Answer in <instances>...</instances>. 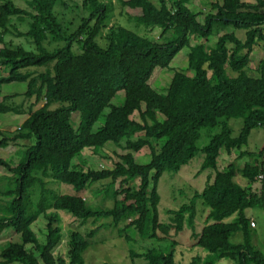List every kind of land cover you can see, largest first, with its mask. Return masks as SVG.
<instances>
[{"label": "trees", "instance_id": "1", "mask_svg": "<svg viewBox=\"0 0 264 264\" xmlns=\"http://www.w3.org/2000/svg\"><path fill=\"white\" fill-rule=\"evenodd\" d=\"M58 2L68 5L65 0H30L27 10L12 0L0 3V41L12 33L11 27L16 28L14 17L29 19V30H17L16 35L30 36L37 49L32 52L21 45L0 48V88L15 81L27 83L21 102L17 101L19 93L0 96V124L2 114L28 115L13 136H6L0 128L1 147L11 141H26L17 164L0 156V167L12 173L0 177V181H7L0 189L5 197L0 200V235L14 228L20 239L0 245V264H87L84 252L90 246L88 238L94 237L101 226L86 236L71 231L69 260L62 255L56 257L54 250L63 238L59 210L83 221L110 217L115 227L129 221L118 228L119 235L129 241L132 237L127 230L131 227L141 237L159 242L173 240L188 227L195 245L211 254L206 261L196 256L189 264H215L223 259H231L234 264H264V254L253 240L256 224L247 214L250 208L264 213V144L257 152L241 150L254 129H264V58L258 64V76L249 73L254 46L263 42L264 47V0L216 1L204 22L187 0H173L170 5L167 0L158 4L153 0H83L81 6L88 13L73 30L68 27L71 23L61 22L55 15ZM116 4L140 9V15L129 19L138 25L159 27V39L113 24ZM230 27L246 30L245 39L229 31ZM168 33L171 37L162 41ZM213 34L218 35L215 47H207L204 42L191 45L192 36L208 41ZM99 37L107 41L105 47L98 43ZM49 38L51 42L65 41L66 45L48 50L44 42ZM186 46L190 48L188 67L194 76L176 71L167 92L159 93L151 85L155 69L169 67ZM73 47L80 52H74ZM44 66L48 67L42 72L31 69ZM228 69L234 75L228 74ZM119 91L125 92V100L122 105H114L111 102ZM106 108L109 112L104 123L95 129ZM136 112L138 119L133 117ZM74 113L78 114L73 117ZM232 118L243 120L237 136L232 135L229 125ZM217 126L220 132L200 147L202 128ZM123 141L128 152L119 154L112 168L87 165L83 156L86 148L101 156L98 150L107 142L124 148ZM144 147L151 149V160L139 164L134 154ZM221 150L228 154L241 150L238 157L249 160L242 167L233 162L220 170ZM200 152L204 154L200 171L209 169L212 173L206 186L196 191L189 203L170 210L171 222H161V176L165 171H180ZM238 175L247 179L249 186L237 182ZM137 179L138 185H128ZM52 180L71 185L78 193L93 182L107 180L104 191L107 196L111 194L113 207L90 208L88 199L79 194H57L48 187ZM258 181L261 188L254 191L252 185ZM36 187L39 198L32 202L31 192ZM198 200L210 207L200 230L196 229ZM41 215L48 221L45 243L33 229ZM237 232L242 233L243 241L234 243L231 237ZM29 244L31 249L27 248ZM136 257L145 258L147 264H179L174 250L131 251V258Z\"/></svg>", "mask_w": 264, "mask_h": 264}, {"label": "rangeland", "instance_id": "2", "mask_svg": "<svg viewBox=\"0 0 264 264\" xmlns=\"http://www.w3.org/2000/svg\"><path fill=\"white\" fill-rule=\"evenodd\" d=\"M14 3L22 7L24 9L29 10L28 2L30 0H12ZM68 5L63 6L62 3L58 2L54 7V13L58 17L61 22L71 23L68 27L73 30L79 26L82 21V16L87 15V11L82 8L83 0H65ZM173 0H167V3L170 5ZM187 5L193 12L199 13V20L204 22L205 16L207 13L213 10L212 3L216 1L222 2V0H187ZM245 3H254L255 0H243ZM155 3H159V0H153ZM1 3V0H0ZM81 6V7H80ZM141 14V10L132 9L130 7L121 8L116 4L114 10V16L112 19L113 24H120L124 27L140 34L143 36H147L150 39L158 40L161 34V29L159 27H147L145 25H138L135 20L129 19L128 16H137ZM13 24L16 28L11 27L12 33L8 32L3 36V42L0 41V48L4 46L12 47V46H23L26 50L37 52L36 46L32 40V38L28 35H16L17 30L23 33L29 30V19L28 20H20L17 17L13 18ZM229 31H235L236 35L244 40L246 37V30L244 29H235L233 27L228 28ZM2 29L0 28V32ZM226 31H222L224 33ZM171 37V33L165 35V38L162 41H166ZM218 35L213 34L210 36L209 40L206 41L200 37H191V45H195L197 43H205L207 47H215ZM98 43L105 47L107 41L105 39H101L100 37L97 39ZM66 45L65 41L51 42L50 38L44 42V47L48 50H54L59 47H63ZM231 46V45H229ZM190 48L188 46L184 47L172 60L171 64L167 68L158 67L155 69L152 79L151 85L152 87L158 91L159 93H166L169 83L176 71H181L187 73L189 76H194V71L189 69L188 67V54ZM73 51L78 53L80 49L73 47ZM264 58V47L263 42H258L254 46V50L252 52V60L249 64V73L253 76H258L257 67L259 62ZM48 66L44 67H36L31 68L32 70H37L38 72L44 71ZM228 74L234 75L229 69L227 70ZM4 74L5 71H3ZM209 76H211V72H209ZM27 90L26 82H11L5 83L0 88V96L11 95L15 93H19L20 95L17 98L18 102L23 100V93ZM125 100V92L119 91L117 95L113 98L112 104L114 105H122ZM109 112V108H106L99 118L98 122L95 124V129L100 127L104 121L105 116ZM78 114V113H77ZM73 114V117L75 115ZM27 114H14V113H6L1 115V124L0 128L4 130L6 136H13L18 132L21 127L24 119L27 118ZM80 116V114H79ZM135 119L139 118L138 112L133 116ZM76 120V118H74ZM80 121V117H79ZM78 121V123H79ZM77 123V124H78ZM242 119L232 118L229 120V125L232 128V135H239L242 128ZM220 132V127H204L201 130V137L198 140V145L200 147L205 146L209 141L212 135ZM26 141L17 140L16 142L11 141L8 146L1 147L0 146V156L6 158L17 164L22 157V147L25 146ZM264 144V129L256 128L254 129L249 137L247 145H244L241 150H248L252 152L259 151ZM126 142H122V146L115 145L113 142H107L103 148H100L98 151L102 152V155H98L93 152V149H85L84 150V158L87 161V165H91L94 168H112L114 166L115 161H118L119 154H125L128 152L125 149ZM241 150H235V158L234 162L239 166H243L246 161L249 160L247 157L239 158L238 155ZM225 150H223V156L225 157ZM136 161L139 164L149 163L151 160V149L149 147H144L139 152L135 153ZM227 156V155H226ZM228 158V157H226ZM230 160L232 157H229ZM204 161V154L198 153L188 164L184 165L180 171L172 172L165 171L161 176L158 182V191L161 196V201L158 205V214L159 219L163 223L171 222L173 216L170 213V210L179 209L183 204L189 203L192 200V197L196 191H202L207 184L208 173L211 170L200 171L202 163ZM77 162V160H76ZM3 176H12V173L7 170L5 167H0V177ZM236 181L241 183L242 185H248L247 179L242 176H237ZM107 180H100L97 182H93L92 186L87 188L84 191L77 192L71 185H67L64 183L51 181L49 182L48 187L51 188L57 194H80L83 197L87 198L88 206L90 208L95 209H109L113 207L114 201L109 198L111 194L107 196L106 191L104 189L107 185ZM259 182V186H261L262 182ZM7 181L5 179H1L0 181V189H4ZM139 184V180L129 182L128 185L136 186ZM120 181L116 184V187H119ZM102 190V191H99ZM39 198V190L36 187L31 192V200L32 202H36ZM0 200H5V197L0 195ZM197 204V217H196V229L200 230L205 224H202V213L207 214L210 212V207L205 205L202 200H198ZM256 212V211H254ZM58 213L61 216V225L63 228V238L60 244L55 248L54 255L57 257L59 255L64 256L67 260L68 258V240L69 234L71 231H79L81 234L86 236L89 231L92 229L101 226L100 231L92 238H88L90 242V246L84 252V259L87 264H147V260L143 257H136L134 259L131 258V251H134L138 254L145 252L148 249H160L165 252H171L174 250L175 260L179 264H189L192 258L196 256H200L203 261L208 260L211 257V254L208 253L204 248L195 245V240L192 238V230L188 227H185L183 231L179 234L175 235L173 240L176 241V244L173 245V240H167L163 242H159L153 238L146 237L143 238L139 235L137 229L135 227H131L127 230V233L132 237V240H127L124 237H121L118 233L119 227H124L129 221H123L120 223L118 227L113 225L112 219L110 217H94L83 221L76 217H73L72 214L67 211L59 210ZM235 216V215H234ZM233 218L230 217L228 221H231ZM254 220L257 224V227L254 230L257 232L256 237V246L259 250H261L264 254V222L262 221V217L260 215L255 214ZM47 219L44 215L39 216V218L34 222L33 229L36 232L41 243H45L46 241V233H47ZM102 224V225H101ZM19 236L14 230V228H10L5 230L0 235V245L4 246L9 241H19ZM231 241L234 243H239L243 241L242 233L237 232L232 235ZM28 249L32 248V245L29 244L27 246ZM36 256H40L39 253L36 252ZM215 264H234L231 259H223L222 261H217Z\"/></svg>", "mask_w": 264, "mask_h": 264}, {"label": "crops", "instance_id": "3", "mask_svg": "<svg viewBox=\"0 0 264 264\" xmlns=\"http://www.w3.org/2000/svg\"><path fill=\"white\" fill-rule=\"evenodd\" d=\"M254 2V1H253ZM220 34H222V33H220ZM26 119V118H25ZM25 119H24V121H25ZM226 152V151H225ZM226 155H225V157L223 156V150H221V153H220V156H219V158H218V167H219V169L220 170H223V169H225L229 164H231V163H233L234 162V158L236 157L235 156V154L233 153V154H228L227 152L225 153ZM226 157H228V158H226ZM229 157H232V159L230 160V158ZM247 158V157H246ZM236 163V162H235ZM240 166V165H239ZM242 167V166H241ZM211 172L210 173H208V178H209V176H211ZM238 176H240V175H238ZM238 182V181H237ZM246 186H249V183H248V185H246ZM260 188H261V186H259V182H256V183H254L253 185H252V189L254 190V191H259L260 190ZM80 195V194H79ZM82 196V195H81ZM254 211H256V212H254ZM209 213V212H208ZM208 213L207 214H205V213H202V215H203V217H202V224H205L206 223V217H207V215H208ZM247 214H248V216H250L251 217V220H252V222H255V220H254V215L255 214H257V215H260L261 217H262V221L264 222V213L262 212V210H260L259 208H250V209H248V211H247ZM236 216H232V218L234 219ZM255 224H256V222H255ZM257 227V224L254 226V228H256ZM202 229V228H201ZM256 232V231H255ZM256 237H257V232H256V234L254 235V238H253V240H254V244H255V242H256ZM256 245V244H255ZM222 261V260H221ZM220 262V261H219Z\"/></svg>", "mask_w": 264, "mask_h": 264}, {"label": "built area", "instance_id": "4", "mask_svg": "<svg viewBox=\"0 0 264 264\" xmlns=\"http://www.w3.org/2000/svg\"><path fill=\"white\" fill-rule=\"evenodd\" d=\"M259 179H260V180L263 179V175H260V176H259ZM253 225H254V223H253Z\"/></svg>", "mask_w": 264, "mask_h": 264}]
</instances>
